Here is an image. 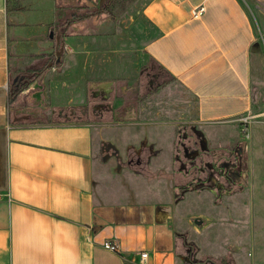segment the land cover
Masks as SVG:
<instances>
[{
  "label": "crops",
  "instance_id": "1",
  "mask_svg": "<svg viewBox=\"0 0 264 264\" xmlns=\"http://www.w3.org/2000/svg\"><path fill=\"white\" fill-rule=\"evenodd\" d=\"M64 2L0 0V264H140L143 252L147 264H186V252H194V259L222 256L205 251L203 224L188 227L182 238L173 221L176 210L162 205L155 191L106 186L103 167L114 149L103 160L100 149L112 146L116 131L108 134L91 121L17 122L10 82L18 71H36L39 83L30 91L41 82L43 93L46 81L50 88L65 70L81 68V46L95 36L69 35L81 21L62 34ZM202 5L205 12L194 19L192 10ZM140 16L150 26L147 55L196 99L203 144L230 143V130L240 132L241 120L254 113L256 138L262 135L264 0H142ZM100 38L117 48L111 38ZM60 42L71 51L63 65ZM53 48L58 72L45 76ZM89 83L95 86L96 79L81 75L78 99L64 105L89 102ZM110 241L119 253L103 247ZM250 241L251 260L236 253L230 256L234 264H264V240L255 235Z\"/></svg>",
  "mask_w": 264,
  "mask_h": 264
},
{
  "label": "rangeland",
  "instance_id": "2",
  "mask_svg": "<svg viewBox=\"0 0 264 264\" xmlns=\"http://www.w3.org/2000/svg\"><path fill=\"white\" fill-rule=\"evenodd\" d=\"M141 3L65 0V23L85 18L72 26L69 35L82 37L91 32L95 36L81 46L80 69L65 70L50 88L46 81V99L40 97L44 93L41 82L39 89L30 91L38 82V78L34 81L36 71L14 74L10 91L16 120L19 124L91 121L108 134L116 131L111 135L114 150L100 149L101 160L112 151L111 163L103 167L106 186L128 192L155 191L162 205L176 210L173 221L182 238L188 227H195V218L201 220L208 229L202 239L205 251L222 256L194 259V252H186V264H234L230 256L236 253L242 261L245 254L247 262L251 238L256 235L258 241L264 240V127L257 138L254 129V117L259 114L247 117L249 130L253 127L254 150L250 132L246 135L242 124L240 132L228 129L230 143L203 144L196 125L195 97L146 53L150 26L140 16ZM100 37L111 38L117 48ZM111 46L112 57H105ZM62 47L60 42L58 49ZM118 51L122 58L116 56ZM70 52L65 46L62 65ZM50 53V63L55 64L56 48ZM55 72L58 68L44 74ZM83 74L96 79L95 86L86 85L89 102L64 105L78 99L77 84ZM51 103L64 106L53 108Z\"/></svg>",
  "mask_w": 264,
  "mask_h": 264
},
{
  "label": "built area",
  "instance_id": "3",
  "mask_svg": "<svg viewBox=\"0 0 264 264\" xmlns=\"http://www.w3.org/2000/svg\"><path fill=\"white\" fill-rule=\"evenodd\" d=\"M204 12H205V7L203 5L196 7L192 10V17L194 19H199L203 15ZM248 123H249L248 118H244L241 120V124L243 125L242 131L246 135L248 133V136H249L250 130H249ZM103 247L110 252L119 253V246L115 242H111V241L106 242L104 243ZM148 258H149V254L147 252L141 253L140 254V264H147Z\"/></svg>",
  "mask_w": 264,
  "mask_h": 264
},
{
  "label": "trees",
  "instance_id": "4",
  "mask_svg": "<svg viewBox=\"0 0 264 264\" xmlns=\"http://www.w3.org/2000/svg\"><path fill=\"white\" fill-rule=\"evenodd\" d=\"M85 18H77L75 20H69L68 22H64L63 26L60 28L62 34L65 36L70 28V26L72 25V23L77 22V21H81L84 20ZM50 60V59H49ZM53 65L51 63V65L49 66V68H52ZM55 67V66H54ZM12 95V94H11Z\"/></svg>",
  "mask_w": 264,
  "mask_h": 264
},
{
  "label": "water",
  "instance_id": "5",
  "mask_svg": "<svg viewBox=\"0 0 264 264\" xmlns=\"http://www.w3.org/2000/svg\"><path fill=\"white\" fill-rule=\"evenodd\" d=\"M53 36V35H52ZM64 53V47H62L61 48V50L59 51V52H57V57L60 59L61 58V55ZM106 147H107V150L109 151L110 149H114V147L113 146H111V145H106ZM201 220H198V219H196L195 220V223L197 224V225H200L201 224V222H200Z\"/></svg>",
  "mask_w": 264,
  "mask_h": 264
},
{
  "label": "flooded vegetation",
  "instance_id": "6",
  "mask_svg": "<svg viewBox=\"0 0 264 264\" xmlns=\"http://www.w3.org/2000/svg\"><path fill=\"white\" fill-rule=\"evenodd\" d=\"M104 148H105V146H104Z\"/></svg>",
  "mask_w": 264,
  "mask_h": 264
}]
</instances>
